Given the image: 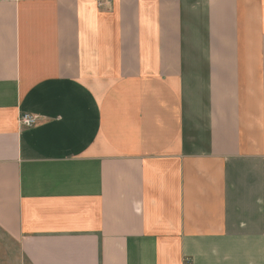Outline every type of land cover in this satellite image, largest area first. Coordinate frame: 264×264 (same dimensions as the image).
Returning a JSON list of instances; mask_svg holds the SVG:
<instances>
[{
    "label": "crops",
    "instance_id": "1",
    "mask_svg": "<svg viewBox=\"0 0 264 264\" xmlns=\"http://www.w3.org/2000/svg\"><path fill=\"white\" fill-rule=\"evenodd\" d=\"M0 233L23 264H264V0H0Z\"/></svg>",
    "mask_w": 264,
    "mask_h": 264
},
{
    "label": "rangeland",
    "instance_id": "2",
    "mask_svg": "<svg viewBox=\"0 0 264 264\" xmlns=\"http://www.w3.org/2000/svg\"><path fill=\"white\" fill-rule=\"evenodd\" d=\"M0 264H23L14 242L0 233Z\"/></svg>",
    "mask_w": 264,
    "mask_h": 264
},
{
    "label": "built area",
    "instance_id": "3",
    "mask_svg": "<svg viewBox=\"0 0 264 264\" xmlns=\"http://www.w3.org/2000/svg\"><path fill=\"white\" fill-rule=\"evenodd\" d=\"M37 116L33 114H23L20 118V125L23 128H31L37 124Z\"/></svg>",
    "mask_w": 264,
    "mask_h": 264
}]
</instances>
